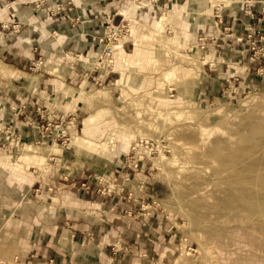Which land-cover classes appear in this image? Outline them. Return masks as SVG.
I'll use <instances>...</instances> for the list:
<instances>
[{"label": "rangeland", "instance_id": "obj_1", "mask_svg": "<svg viewBox=\"0 0 264 264\" xmlns=\"http://www.w3.org/2000/svg\"><path fill=\"white\" fill-rule=\"evenodd\" d=\"M0 9V264H264V0Z\"/></svg>", "mask_w": 264, "mask_h": 264}, {"label": "crops", "instance_id": "obj_2", "mask_svg": "<svg viewBox=\"0 0 264 264\" xmlns=\"http://www.w3.org/2000/svg\"><path fill=\"white\" fill-rule=\"evenodd\" d=\"M1 10V13H0V17H1V15L5 12V9L3 10V9H0ZM41 32L43 33V34H46L47 32H48V30H47V28L45 27V24H43V26L41 27ZM46 32V33H45ZM49 33V32H48ZM28 34H29V30H25L21 35H20V37H19V41H18V43H17V46H20V47H22V43L24 42V41H26L25 39L28 37ZM47 35V34H46ZM29 39V38H28ZM4 42L1 38H0V42ZM0 73H2V75H8V70H6L5 68H1L0 67ZM88 224V225H87ZM87 224H85V226H87V227H89V228H91L90 230L89 229H84V230H80V231H78V232H76L75 233V235H77L78 236V239H76V240H82V241H86L87 239H89L90 237H93V236H95V235H97V239H98V237H99V235H101L105 230H106V225L105 224H103L102 226H100V227H98L97 225H95V223H91V225L89 224V223H87ZM80 225H83V224H80ZM57 227H59V226H57ZM64 228L65 227H63L62 226V230L64 231ZM142 230H144L143 228H142ZM62 231V236L60 237V240L62 239V238H64V237H66V235H70V233L68 232V231H64L63 232ZM108 233H109V231L107 230L106 231V234L105 235H108ZM71 236V235H70ZM140 237H141V233H139L138 234V238L136 239V240H133V242H131L130 240L129 241H121L120 242V247H118V244H115V245H113V243H110V246H112V249H116V248H120V249H122V250H129V248H131L130 250L134 253V250H135V248H137V247H142L143 245H144V243H143V241L140 239ZM65 239V238H64ZM124 246V247H123ZM55 256H57V255H55ZM120 256H121V258H122V256H125L124 254H123V252H121V254L120 253H116L115 254V256H111V258H112V262H115L117 259H119L120 258ZM124 258V257H123ZM117 262V261H116Z\"/></svg>", "mask_w": 264, "mask_h": 264}, {"label": "bare ground", "instance_id": "obj_3", "mask_svg": "<svg viewBox=\"0 0 264 264\" xmlns=\"http://www.w3.org/2000/svg\"><path fill=\"white\" fill-rule=\"evenodd\" d=\"M92 122H93V116L85 119V125H84V129H83V135L84 136L88 135L91 132ZM76 139L78 140V139H83V138L81 136H79Z\"/></svg>", "mask_w": 264, "mask_h": 264}, {"label": "built area", "instance_id": "obj_4", "mask_svg": "<svg viewBox=\"0 0 264 264\" xmlns=\"http://www.w3.org/2000/svg\"><path fill=\"white\" fill-rule=\"evenodd\" d=\"M85 185V184H84Z\"/></svg>", "mask_w": 264, "mask_h": 264}]
</instances>
